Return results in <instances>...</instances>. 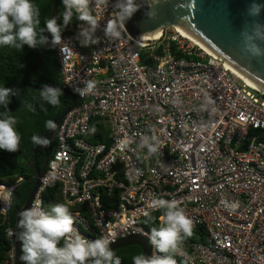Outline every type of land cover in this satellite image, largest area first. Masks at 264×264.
<instances>
[{"label": "built area", "instance_id": "built-area-1", "mask_svg": "<svg viewBox=\"0 0 264 264\" xmlns=\"http://www.w3.org/2000/svg\"><path fill=\"white\" fill-rule=\"evenodd\" d=\"M115 2L93 6L99 43L81 46L74 14L62 35L67 46L53 48L75 104L58 123L27 209L39 200L45 211L43 192L58 184L79 233L114 243L135 233L149 239L139 220L155 214L163 226L154 202L175 200L197 233L183 242L187 257L175 255L177 264H264V90L175 26L140 41L125 31L106 39ZM85 81L95 87L81 96L75 89ZM144 137L159 145L157 154L147 157ZM20 180L0 182V214ZM5 234L0 264H15L13 226ZM153 253L163 255L151 246Z\"/></svg>", "mask_w": 264, "mask_h": 264}, {"label": "clouds", "instance_id": "clouds-1", "mask_svg": "<svg viewBox=\"0 0 264 264\" xmlns=\"http://www.w3.org/2000/svg\"><path fill=\"white\" fill-rule=\"evenodd\" d=\"M109 0H62L64 12L62 25L58 23L60 16L46 19L41 27L40 9L33 0H0V45L12 46L18 49L27 45L36 49L50 44L52 48L60 46L61 50L67 45L62 33L70 25L75 14L79 25L77 39L81 46L89 47L100 42L96 36L100 29L99 19L93 14V6H106ZM114 18L109 19L103 27L104 37L108 40H118L125 31L126 21L139 10L136 0H116L114 4ZM264 4L254 2L248 8V15L258 17ZM51 35L49 36L45 33ZM241 51L250 59L264 57V48L257 41H264V25L253 22L250 30L241 32ZM83 89H75L81 96L91 92L95 87L93 81H85ZM16 89L0 87V106L5 109L10 104V97L15 96ZM62 90L47 84L40 90L41 99L53 107L60 104ZM206 99L203 106L211 104ZM15 117L0 119V150L14 153L19 151L21 137L15 125ZM49 129H55V124L48 121ZM93 132L95 129L92 130ZM33 142H38L33 137ZM130 141L123 142L124 146ZM142 147L147 148V157L158 153L159 145L148 137L142 140ZM54 182L56 177H51ZM157 210H163L159 218L163 226L152 228L149 237L151 246L156 252L150 256L137 255L133 257V264H177L175 255L187 257L183 242L193 236L194 223L175 200H158L154 202ZM147 222L153 217L147 214ZM75 220L66 204L57 203L51 206L50 212L42 208V201L36 200L33 205L21 213L18 227L22 231L18 235L21 242L20 260L23 264H122L121 258L116 256L110 245L113 240L107 237L89 240L82 236L74 227ZM63 241V246H60Z\"/></svg>", "mask_w": 264, "mask_h": 264}, {"label": "water", "instance_id": "water-1", "mask_svg": "<svg viewBox=\"0 0 264 264\" xmlns=\"http://www.w3.org/2000/svg\"><path fill=\"white\" fill-rule=\"evenodd\" d=\"M139 10L126 21L125 32L135 40H143L151 36L164 26H175L179 31L195 41L210 54L220 57L228 67L248 82L264 90V57L250 59L242 51L241 32L250 30L252 23L258 22L264 25V9H261L258 17L248 15V8L254 0H136ZM256 3L264 4V0H255ZM56 0L50 5V18H55ZM49 36V33H45ZM150 42V39H145ZM264 48V41H257ZM48 45L40 47L39 52L30 67L25 69L21 76L22 83L32 89H42L43 86H35L24 83V78L36 67L42 58ZM57 87L68 96L70 104L54 121L55 129L48 127L37 138L32 150L31 165L34 172V180L21 206L14 215L13 237L15 264H23L20 260L22 254L21 243L18 239L22 231L18 227L20 215L24 212L33 193L38 185V178L42 174L49 155L47 142L55 138L56 128L65 112L74 104L75 97L69 90L62 86ZM38 151L43 152L42 164L38 166L35 157ZM139 246L141 255L150 256V242L147 236L135 233L118 239L110 245L111 249H117L126 245Z\"/></svg>", "mask_w": 264, "mask_h": 264}, {"label": "trees", "instance_id": "trees-1", "mask_svg": "<svg viewBox=\"0 0 264 264\" xmlns=\"http://www.w3.org/2000/svg\"><path fill=\"white\" fill-rule=\"evenodd\" d=\"M53 0H33V3L40 9L41 27L44 21L49 19L50 5ZM64 6L60 0H56L55 17L60 16L58 23L61 24ZM74 17V16H73ZM73 19V18H72ZM66 28L62 35L67 33ZM51 40V38H50ZM40 47L36 49L29 48L27 45L22 49L12 46L0 45V87H8L17 90L15 96L10 97V104L5 109L0 106V119H6L10 116L15 117L17 124L15 128L21 137L19 151L9 153L0 150V182H7L21 176L17 185L11 194L10 204L5 214H0V262L5 258L8 249V241L5 234L7 226H13L14 215L24 201L34 180V172L31 165L32 150L35 142L33 137L39 135L47 128L48 121H54L56 117L70 104L69 98L63 92L60 95V104L56 107L45 103L40 97L41 89H32L26 87L21 76L25 69L34 62ZM24 83L35 86L55 85L62 86L59 69L54 58V50L48 44L42 58L36 67L24 78ZM78 100L76 99V102ZM92 126V124H91ZM90 141L105 140V137L94 139L88 137ZM49 155L55 146V138L47 142ZM43 152L38 151L35 162L38 166L42 164ZM60 201V191L58 184H52L46 187L43 192V207L46 212H50L51 206ZM152 222H147L148 217L139 220V224L151 233L152 228H157L155 224V214ZM196 232L190 239L196 238ZM21 243V242H20ZM60 246H63L61 241ZM113 252L121 258L122 264H133V257L141 255L139 246L130 244L117 249Z\"/></svg>", "mask_w": 264, "mask_h": 264}, {"label": "bare ground", "instance_id": "bare-ground-1", "mask_svg": "<svg viewBox=\"0 0 264 264\" xmlns=\"http://www.w3.org/2000/svg\"><path fill=\"white\" fill-rule=\"evenodd\" d=\"M243 78V77H242ZM248 82V81H247ZM249 84H251L250 82H248ZM252 86H254L253 84H251ZM254 87H256V86H254Z\"/></svg>", "mask_w": 264, "mask_h": 264}]
</instances>
